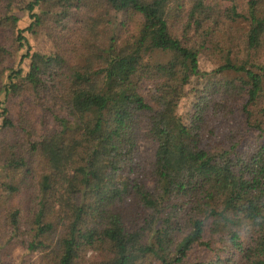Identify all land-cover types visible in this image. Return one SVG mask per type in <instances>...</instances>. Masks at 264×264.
I'll list each match as a JSON object with an SVG mask.
<instances>
[{"label":"trees","instance_id":"1","mask_svg":"<svg viewBox=\"0 0 264 264\" xmlns=\"http://www.w3.org/2000/svg\"><path fill=\"white\" fill-rule=\"evenodd\" d=\"M38 30L52 51L32 48ZM34 106L51 122L30 139ZM0 117L27 145L2 151L25 174L3 191L43 162L28 250L50 246L54 264H264V0H0ZM226 117L238 125L214 141ZM141 138L154 151L138 170ZM7 219L18 229L20 209Z\"/></svg>","mask_w":264,"mask_h":264},{"label":"rangeland","instance_id":"2","mask_svg":"<svg viewBox=\"0 0 264 264\" xmlns=\"http://www.w3.org/2000/svg\"><path fill=\"white\" fill-rule=\"evenodd\" d=\"M16 15L19 17L18 26L25 27L29 24L30 18L25 11L15 10ZM46 31L38 30L35 34H28L27 37L29 39L30 44L33 49H38L43 52H50L54 49V43L49 36L46 35ZM15 60V55H12L9 59V65H13V61ZM200 68L202 70H210L212 69L211 62L206 57H201L199 61ZM145 86V87H144ZM144 88L147 85H143ZM197 99V96L194 97V94L189 93L186 96L185 100L181 102L184 105V117L186 118L188 113L192 112V107L194 100ZM28 102H25L24 111H28ZM39 107H33V114L28 112L25 116V127L28 130H31L29 135L30 139L40 137L41 133H44L48 126L50 125V120L47 118L41 117V112L38 110ZM21 105L14 104L13 116L17 117L20 114ZM23 115V114H22ZM237 118L226 117L225 119L218 118L216 126L219 129L215 130V133H212L213 140L216 141L219 139L218 136L215 135H223L225 131L230 128L227 134L235 129L238 125ZM1 123V117H0ZM230 126V127H229ZM22 128L20 126H16V128H4L0 125V182H7L11 177L15 176V180H18L17 177H21L25 174L23 170L20 169L19 172L15 173L11 167H7L3 165V155L2 151L8 145H14L13 143H22V152H27L26 145V135L21 131ZM227 134H225L224 139ZM145 135V134H143ZM145 137V136H143ZM225 141V140H224ZM138 152L136 155V161L138 163V170H141L143 167H147L148 163L152 158V154L154 151V142L151 139L141 138L137 144ZM31 165L30 172L27 175L28 185L24 188L22 187L21 192H17L13 195L8 194V192L3 191V188L0 186V192L3 193L0 199V260L5 264H54L53 256L50 253V246L45 249H39L35 251H30L27 249V245L29 241L32 239L33 233V223H32V214L34 209V195L30 193L33 187L36 186L38 176L43 169V162L41 157L33 156L31 157ZM150 186L151 183L148 182ZM29 187V188H28ZM20 209V220H19V228L14 230L8 222L7 214L8 211L12 208ZM54 235L55 232L53 233ZM89 254H94V252L89 251ZM88 256V255H87Z\"/></svg>","mask_w":264,"mask_h":264}]
</instances>
